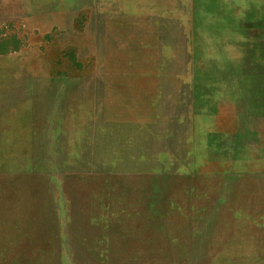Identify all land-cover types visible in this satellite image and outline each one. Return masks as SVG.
Returning <instances> with one entry per match:
<instances>
[{"label": "rangeland", "instance_id": "rangeland-1", "mask_svg": "<svg viewBox=\"0 0 264 264\" xmlns=\"http://www.w3.org/2000/svg\"><path fill=\"white\" fill-rule=\"evenodd\" d=\"M256 174L264 0H0V264H264Z\"/></svg>", "mask_w": 264, "mask_h": 264}, {"label": "crops", "instance_id": "crops-1", "mask_svg": "<svg viewBox=\"0 0 264 264\" xmlns=\"http://www.w3.org/2000/svg\"><path fill=\"white\" fill-rule=\"evenodd\" d=\"M253 177H257L256 179L257 180H260V179H264V174L263 175H255V176H253ZM260 188H262L261 186H259V187H257L256 186V189L257 190H260ZM254 190V189H253ZM253 193H256V192H253ZM215 204H219V206H220V210H222L223 209V206H224V204L222 205L221 204V202L219 203V201L218 202H215ZM228 211H231V214H230V216H232V217H235V214H236V211L235 210H233L232 208H228L227 209Z\"/></svg>", "mask_w": 264, "mask_h": 264}]
</instances>
